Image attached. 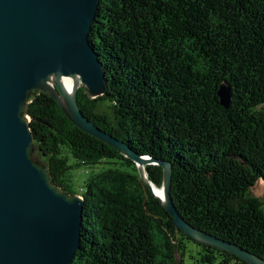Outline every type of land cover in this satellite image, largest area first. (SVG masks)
I'll use <instances>...</instances> for the list:
<instances>
[{"label":"trees","instance_id":"trees-1","mask_svg":"<svg viewBox=\"0 0 264 264\" xmlns=\"http://www.w3.org/2000/svg\"><path fill=\"white\" fill-rule=\"evenodd\" d=\"M89 40L107 83L97 98L78 90L83 113L172 163L171 195L187 221L264 258V195L252 191L264 183V0H100ZM28 113L52 182L85 200L71 264H182L187 241L203 262L252 264L177 228L137 164L76 126L50 95H36ZM79 165L102 168L75 189ZM146 169L162 186L163 167Z\"/></svg>","mask_w":264,"mask_h":264},{"label":"water","instance_id":"water-1","mask_svg":"<svg viewBox=\"0 0 264 264\" xmlns=\"http://www.w3.org/2000/svg\"><path fill=\"white\" fill-rule=\"evenodd\" d=\"M99 3L0 0V264H71L80 249L84 197L52 182L30 125L28 107L41 92L50 95L76 126L131 158L151 190L155 184L146 166L163 167L164 197L155 196L177 228L197 242L227 250L252 264H264L263 257L182 216L171 195V162L138 153L81 110L78 90L84 88L89 97L97 98L107 83L89 40ZM65 76L70 77L71 88ZM219 95L228 107L230 85L222 83ZM261 184L259 178L252 187L254 196L264 195Z\"/></svg>","mask_w":264,"mask_h":264},{"label":"rangeland","instance_id":"rangeland-1","mask_svg":"<svg viewBox=\"0 0 264 264\" xmlns=\"http://www.w3.org/2000/svg\"><path fill=\"white\" fill-rule=\"evenodd\" d=\"M101 102H102V106H104V107H107L108 106V102L106 100H102ZM38 158H40V156H38ZM42 160H43V162L45 164H47L48 161H49L47 156L42 157ZM69 161L71 163H74L75 162V160L72 159V158ZM100 168H102V166H100L99 168H98V166L97 167L96 166L89 167V166H86V165L74 166L70 170V175H71V179H72L71 180L72 186L75 189H80V187L85 184V181L88 179V177L91 175V173L93 171L99 170ZM260 188L262 190L264 189L263 184H261ZM159 189H160V193H158V191H157ZM163 190L164 189L162 188V186H156V185L155 186H152V191H153L154 195L156 194V195H158L160 197H164ZM180 257L182 259V264H210V263L203 262V261L200 260L201 259V249L193 241H187L185 253L183 255L182 254H179V258ZM177 264H180V263H177ZM211 264H221V262H220L219 259H217L216 261H214Z\"/></svg>","mask_w":264,"mask_h":264},{"label":"bare ground","instance_id":"bare-ground-1","mask_svg":"<svg viewBox=\"0 0 264 264\" xmlns=\"http://www.w3.org/2000/svg\"><path fill=\"white\" fill-rule=\"evenodd\" d=\"M64 81H65L67 87H68V88H71V80H70V77L65 76V77H64ZM156 188H157V187H156ZM157 191H158V193H160V189L157 190Z\"/></svg>","mask_w":264,"mask_h":264}]
</instances>
